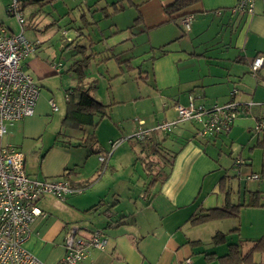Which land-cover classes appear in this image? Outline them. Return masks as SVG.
Returning <instances> with one entry per match:
<instances>
[{
    "label": "crops",
    "instance_id": "crops-1",
    "mask_svg": "<svg viewBox=\"0 0 264 264\" xmlns=\"http://www.w3.org/2000/svg\"><path fill=\"white\" fill-rule=\"evenodd\" d=\"M4 1L1 5L5 13L9 0ZM147 1L151 0L144 3ZM153 1L157 6L155 16L143 12L142 22L137 26L144 28L139 33L160 29L165 40L151 46L142 57L126 59L123 66L128 71L138 69V79L152 87L155 96L140 95L133 99V123H126V127H119L120 120H112V112L116 108L120 110L122 101L105 102L112 104L111 114L108 111V116L100 119L94 128L90 126L91 131L86 135L94 133L97 139L103 121L110 120L108 123H113L112 128L120 134L105 125L114 133L108 135L106 141L117 137H121L120 141L128 140L134 134L137 120L152 128L158 122L175 119V106L187 105L190 97L195 105L210 107L226 102L232 88L236 90L232 97L239 103L238 114L226 134L209 138L196 136L199 125L193 121L177 123L169 134L151 132L148 142L159 144L164 154L172 156L167 179L156 184L151 195H144V185L138 195L140 200L128 196L126 201L117 192H113L110 199L107 191L96 188L115 152L107 155L104 168L99 160L103 154L93 150V146L81 144L86 135L74 146L60 139L59 133L53 141L45 138L53 115L49 100L56 106L57 103L55 94L42 93L40 89L34 113L9 125L16 131L14 143L24 154L25 171L34 179L66 180L71 187L81 189L69 194L64 201L52 195H44L38 201L41 214L32 222L24 246L45 264H55L63 257L64 236L71 225L100 229L107 237L103 250L91 249L79 264H183L186 260L189 264H220L218 257L226 254L229 244L242 241L245 253L253 240L264 235V130L258 134L252 131L256 120L264 115V0L255 1L251 14L233 12L236 0H199L188 8L192 12L189 30L183 28L181 19L163 23V6L170 0ZM34 2L40 4V1L21 3L23 15L28 9L25 19L33 21L38 17L39 9L31 5ZM8 16V19L0 16V26L9 32H19L17 21ZM51 25L48 22L44 27L48 31ZM73 30L75 38L68 40L65 30L66 44L58 47L50 42L51 36L43 40L30 38L36 49L22 61L23 70L36 82L41 81L40 85H51L52 77L59 74L64 102L66 91L81 84L94 99L104 104L94 94V86L86 84L89 81L87 69L82 71L81 78L77 76L80 66L76 61L85 53H92L91 58L97 57L100 52L95 50L94 44L98 42L115 57L112 50L125 45L124 50L129 49L128 44L136 34L129 27H116L95 41L81 28L75 26ZM84 40L90 41L87 47L80 45ZM70 42L72 44L68 45ZM165 44L166 52L161 54L158 47ZM258 56L263 57V64L253 72L251 63ZM144 62H150V67L143 69ZM116 75L109 79L101 75L107 80L106 93ZM66 77L75 78L78 85L66 86ZM3 145L0 139V147ZM99 146L101 150V144ZM145 151L142 150V154H146ZM99 171H102L100 176ZM251 173L258 174L259 178L247 179ZM253 194L258 197L260 206L249 205ZM98 203V207L89 210ZM226 206H238V217L197 225L190 222L198 213ZM216 234L226 235L225 240L215 242ZM253 264H264V253H254Z\"/></svg>",
    "mask_w": 264,
    "mask_h": 264
},
{
    "label": "built area",
    "instance_id": "built-area-1",
    "mask_svg": "<svg viewBox=\"0 0 264 264\" xmlns=\"http://www.w3.org/2000/svg\"><path fill=\"white\" fill-rule=\"evenodd\" d=\"M29 1L9 0L6 5L7 14L20 26L19 32H9L0 26V139L7 133V126L34 113L40 95L37 82L22 67V61L36 49V44L28 41L23 34L25 18L21 3ZM255 1L236 0L232 11L251 14ZM191 18L192 15L188 14L181 19L185 30H189ZM262 64L263 57L254 58L251 70L256 71ZM235 92V88H232L226 102L210 107L195 105L190 97L187 105L175 106V119L158 122L152 128L145 127L142 120H137L138 128L134 136L141 140L153 131H169L182 121L198 123L196 136L200 138L226 134L238 114L239 103L232 97ZM49 105L52 111L57 110L52 99ZM263 130L264 115L256 120L252 128L255 134ZM117 144L118 141H113L111 148ZM99 160L106 165V157L101 156ZM24 165L25 157L21 150L9 144L0 147V264H45L24 246L32 222L41 214L38 201L44 195L64 201L69 194L81 192L66 180L31 178ZM246 178L258 179L259 175L251 173ZM106 245L107 237L100 229L89 230L85 226L71 225L64 236V255L55 264H79L88 257L91 249L103 250ZM183 264H189V260Z\"/></svg>",
    "mask_w": 264,
    "mask_h": 264
},
{
    "label": "rangeland",
    "instance_id": "rangeland-1",
    "mask_svg": "<svg viewBox=\"0 0 264 264\" xmlns=\"http://www.w3.org/2000/svg\"><path fill=\"white\" fill-rule=\"evenodd\" d=\"M144 1L145 0H131V2L134 4L128 6V0H42L40 1L39 5L38 2L31 4L34 8L39 9L38 17L33 21L25 19V22L22 25L24 28V36L28 41H30V38L43 40L46 36H51L52 39L50 42L55 44L57 47L66 44V41L63 39V37L66 36L68 40L75 38V31L73 30L75 26L76 28H81L85 34L90 33L91 37L95 41L97 38L101 37V34L108 35L111 33V31L115 30L116 27L118 29H126L128 27L132 29L136 36L135 39L131 41V44H128L130 45L129 49L124 50L127 45H125V47L116 48L112 50L113 53L116 54L115 57H112L110 51L106 49V46L98 42L97 44H94V46L95 50L99 51L100 54H98L95 58H91L87 64L82 63L80 66L82 71H84L85 68L87 69L89 81L86 84H91L94 86V94H97L96 97L101 101L103 100L104 104L105 102L109 103L113 102L114 100H116V102L122 101L120 103V110L117 111V108H113L114 111L112 112V120L114 122L120 120L119 122L121 126L119 127H126V123H133L132 118L134 112H132L133 105L131 104L134 98H137L140 95L151 97L155 96L152 87H149L147 84H145L142 79H138V69H132L131 71H128L123 66V63H120L119 65V62H122L128 58L132 57L133 59H136L138 57H142L143 54L149 51L151 46H157L161 44V42H164L163 40H165V37L161 32L162 30L160 29L139 33V31L144 27H138L136 24L137 22L135 21V18L138 16V14L143 15L144 12L145 15L153 17L155 16V12L157 10L156 2L151 0L150 2L147 1L144 3ZM4 2V0H0V16L8 19V14H6V12L4 13V10L2 11L4 6L1 4ZM113 2H116L117 5L121 7V10L118 13L105 16L101 9L105 6H108V11L111 12L112 9L110 4ZM24 13V15L27 16L28 9H25ZM83 14L85 15V18L88 22H92L91 24H87L84 21ZM48 19H50V21H47ZM48 22H51L52 25L51 29L47 31V28H45L44 25ZM65 30H67L68 33L66 34H69V37L66 34L63 36V32ZM44 32H46V34H44ZM87 41H81L80 45L87 47L88 43L90 42ZM107 56L109 57L108 59H104L102 63H99L101 59ZM80 57L81 56H78V58ZM146 67H150V62L143 63L142 68L144 69ZM115 74L118 75L115 76V79H112L113 81L109 88L110 90L108 93H106L107 80L104 81L101 75L109 79L110 76H114ZM142 75L144 74L142 73ZM58 77L59 74H56L52 77L53 80L51 85L45 83L40 85L42 84L41 81H37L38 86H41L40 89L42 90V93L50 94L49 91H51L53 94H55L56 103L59 108L58 112L53 111V115H51L52 120L47 126L48 128L46 129L45 138L48 137L50 141H53L55 135L58 136L59 133V136H61L60 139L62 138V140L68 141V143L74 146L79 142L81 137L91 131V128L90 126H83L79 129L61 126V120L65 112V102L64 88L61 86ZM65 81L67 84L66 86L78 85V82L75 78L68 80L66 77ZM148 82L152 85L151 80ZM107 121L110 122V120ZM108 122H105L104 120L101 126L99 125L101 130H99V137L97 138L98 141L95 139L93 150L98 152L100 151L103 154V157H107V155L112 151L115 153L110 160L108 159L110 166H108L106 169L105 175L98 183L96 189L107 191L109 193L110 199L112 197V193L117 192L120 193L126 201L128 200V196H131L132 199L135 198L140 200L138 197L139 192L142 190V187L144 188V185H146L149 180V176L145 175L144 173L142 162L151 157L142 154L140 151L138 152L140 148L139 145L136 144L133 148H131L129 141L118 140L121 137L110 139L114 141L118 140L116 147L111 148L110 144L113 141H106V139L109 140L108 135L114 134L110 133L111 131L113 132L112 129H114L115 132H119V130L114 127L112 128V125L114 124H109ZM188 122L190 121H187V123ZM105 125H109V127L112 129L107 128ZM194 126L196 125L194 124L193 127ZM137 128L138 124L134 133L136 132ZM164 133L169 134L170 130ZM16 137V131H14L11 126H7V133L1 137L2 144H9L16 147L14 143V139ZM197 139L200 138L197 137ZM98 142H100L102 146L101 150L99 146L100 144H98ZM87 149L88 151L90 150L89 148ZM105 149L107 152H104ZM159 149L161 152L164 151L163 147L159 146ZM137 156L140 157L138 160H136ZM156 157L157 156L154 155L151 159L155 160ZM111 164L113 165L112 168ZM88 166H91L90 163ZM26 167L29 169V164H27ZM101 172L102 171H99L97 175L100 176ZM95 180L96 178L94 181Z\"/></svg>",
    "mask_w": 264,
    "mask_h": 264
},
{
    "label": "trees",
    "instance_id": "trees-1",
    "mask_svg": "<svg viewBox=\"0 0 264 264\" xmlns=\"http://www.w3.org/2000/svg\"><path fill=\"white\" fill-rule=\"evenodd\" d=\"M33 1H42V0H30ZM120 1V0H119ZM129 1V5H133L131 0ZM199 0H170L163 6V12L165 14V22H175L178 19H182L184 16L188 14H192V12L188 11L190 6L196 4ZM117 5L116 2L110 4L111 12L108 11V7L105 6L101 10L105 16H110L111 14L118 13L121 10V7ZM84 21H87L85 15L83 14ZM135 21L138 23L142 22V16L138 14L135 18ZM92 23V22H91ZM88 22L87 24H91ZM70 42L68 45H71ZM165 45L158 47L160 49L161 54L165 53ZM91 46V45H90ZM83 48V47H82ZM92 56V53L82 54V58L76 61L78 66H81L82 63L86 64ZM122 61L120 63L126 62ZM77 76L81 78L82 70L77 69ZM66 110L65 114L61 120L62 127H71V128H82L83 126H92L93 128L97 125V122L103 117L108 116V111L111 108L112 104H103L94 99L90 93L88 88H83L81 84L77 87L70 88L66 91ZM149 136L145 137L141 140H136L135 136H130L127 141L130 143V147L133 148L136 144L140 146V152L142 150L145 151V155L148 157H153L156 155V159L152 160L151 158L143 161L142 167L145 175L149 176L148 183L144 189V195H151L153 188L156 184L163 183L168 177V169L171 166V158L172 156L164 154V151H159V144H150ZM95 143L94 133H90L86 135L81 144L85 146L92 147ZM169 156V157H168ZM140 157L137 156L138 160ZM151 159V160H150ZM105 168V165L103 166ZM264 176V171H263ZM149 201V199H147ZM259 205L258 197L256 194L251 196L249 205ZM100 203L92 206L89 210L98 207ZM239 212L238 206H226L222 208L209 209L207 211H203L198 213L197 215L190 218V222L194 225L205 223L208 221L222 219V218H237ZM91 230V228H88ZM226 235L224 234H216L213 237L215 242H220L225 240ZM243 243L242 241L232 243L228 245L226 254L218 257L220 264H253V254L264 253V235L260 238L253 240L249 249L243 253L242 251Z\"/></svg>",
    "mask_w": 264,
    "mask_h": 264
}]
</instances>
